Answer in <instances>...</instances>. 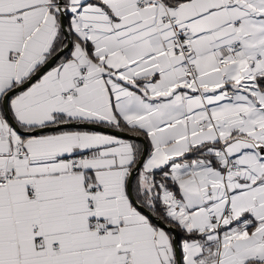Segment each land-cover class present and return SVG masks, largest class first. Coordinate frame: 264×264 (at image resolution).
<instances>
[{"label": "snow or ice", "instance_id": "6c2138e0", "mask_svg": "<svg viewBox=\"0 0 264 264\" xmlns=\"http://www.w3.org/2000/svg\"><path fill=\"white\" fill-rule=\"evenodd\" d=\"M0 264H264V0H0Z\"/></svg>", "mask_w": 264, "mask_h": 264}]
</instances>
